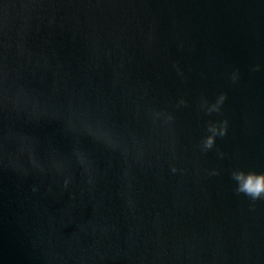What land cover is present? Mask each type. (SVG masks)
Wrapping results in <instances>:
<instances>
[{
  "label": "water",
  "instance_id": "water-1",
  "mask_svg": "<svg viewBox=\"0 0 264 264\" xmlns=\"http://www.w3.org/2000/svg\"><path fill=\"white\" fill-rule=\"evenodd\" d=\"M238 170L264 0H0V264H264Z\"/></svg>",
  "mask_w": 264,
  "mask_h": 264
},
{
  "label": "clouds",
  "instance_id": "clouds-1",
  "mask_svg": "<svg viewBox=\"0 0 264 264\" xmlns=\"http://www.w3.org/2000/svg\"><path fill=\"white\" fill-rule=\"evenodd\" d=\"M235 81V80H233ZM226 99L225 94H221L218 103H222ZM216 111H219L217 108ZM224 127L219 131L221 136L227 133V121H224ZM209 130L213 133L216 132V128L213 125L209 126ZM214 144V138L209 136L205 141L204 147L209 149ZM232 178L236 181V193L249 196L253 201L264 198V172L257 173L255 171L245 172L243 170L233 171Z\"/></svg>",
  "mask_w": 264,
  "mask_h": 264
}]
</instances>
